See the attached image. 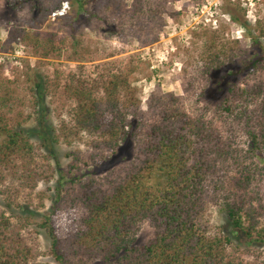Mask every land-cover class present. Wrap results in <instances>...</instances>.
Listing matches in <instances>:
<instances>
[{
    "label": "trees",
    "instance_id": "1",
    "mask_svg": "<svg viewBox=\"0 0 264 264\" xmlns=\"http://www.w3.org/2000/svg\"><path fill=\"white\" fill-rule=\"evenodd\" d=\"M75 1L78 10L88 2ZM111 2L107 0V5ZM21 3L12 0L9 5ZM229 14L245 29L250 48L240 49L238 39H233L227 42L230 53L228 47L212 51L221 38L215 32L207 40L202 57V75L208 82L203 94L221 99L222 114L248 138L245 150L223 136L211 121L192 117L177 107V97L172 93H151L146 110L141 111L130 82L133 69L106 67L93 79L68 75L65 89L74 102V124L62 122L60 134L67 143L80 139L82 132L97 135L112 150L87 180L78 183L70 199L73 206L83 210L76 231L63 238L55 233L50 218L40 223L50 239L47 253L53 264H88L82 257L92 264H264V220L260 205L251 195L257 176H264V79L248 80L256 78L264 66L260 41L264 30L255 34L247 21H240L232 11ZM90 17L98 18L95 14ZM64 19L72 22L70 17ZM19 34L23 42L39 49L37 33L20 28ZM75 44L77 40L72 41V46ZM49 46L60 54L67 45L61 40ZM236 53L240 56L235 57ZM35 84V101L40 107L34 127H25L23 121L10 124L0 115V186L23 179L33 188L40 178L49 181L52 177L32 167L36 149L33 138L55 160L54 143L58 140L44 120L45 84L41 79ZM133 141L136 157L123 167L122 174L108 185L96 180L93 174L109 171L129 158ZM256 156L263 163L260 174L244 162ZM233 168L235 175L229 173ZM62 179L60 175L57 188H61ZM215 194L222 196L220 211L225 227L209 232L201 218ZM142 220L152 224L154 233L138 246L136 233ZM21 230L22 225L12 223L0 211V264H51L37 261V244L28 242Z\"/></svg>",
    "mask_w": 264,
    "mask_h": 264
},
{
    "label": "rangeland",
    "instance_id": "2",
    "mask_svg": "<svg viewBox=\"0 0 264 264\" xmlns=\"http://www.w3.org/2000/svg\"><path fill=\"white\" fill-rule=\"evenodd\" d=\"M61 1L22 0L21 4L11 7L12 0H0V99H3L0 115L10 124L23 121L25 127H34L40 107L36 104L34 89L41 79L45 84L44 120L58 136L54 143L57 160L33 138L36 149L32 167L43 176L52 174L50 180L40 178L33 188L24 184L23 179L1 185L0 211L12 223L22 225V234L28 242L37 244V261L51 264L53 259L47 253L50 239L40 223L50 218L55 233L63 238L76 231L83 210L73 206L70 199L76 194L78 183L87 180L95 166L112 150V146L105 147L97 135L88 136L82 132L80 139L74 138L67 143L60 134L62 122L69 126L74 124V102L67 97L65 89L68 75L76 73L93 79L106 67L133 69L130 82L141 111L146 110L151 93L162 96L172 93L177 97V107L192 117L211 121L223 136L245 150L248 138L222 114L221 99H210L203 94L208 82L202 75V57L206 55L207 40L215 32L221 38L212 51L228 47L230 53L227 42L233 39H238L240 49L250 48L245 29L231 18L229 11L240 21H247L255 34L264 30V0H111V5H107V0H87L81 10L75 0H68V14L53 20L51 9ZM38 7L40 12L35 14ZM78 13L84 17L80 18ZM93 14L98 18H89ZM69 17L71 23L64 19ZM20 28L37 33L39 49L22 41ZM61 40L67 45L66 49L60 54L52 52L50 42L57 45ZM74 40H77L76 46H72ZM260 41L264 46V37ZM239 56L236 53L235 57ZM256 79H264V66L256 78H248L250 81ZM135 147L136 141H133L126 161L109 171L93 174L96 180L108 185L118 178L123 167L135 159ZM244 162L257 174L263 166L257 156ZM236 171L233 168L229 173L235 175ZM60 175L63 176L62 184L57 188ZM74 177L77 178L70 182ZM251 188L254 203L260 205L264 220V176H257ZM221 201V194L212 195L201 218L202 226L209 232L225 227ZM153 233L154 228L148 220L140 221L136 244H145ZM82 260L93 263L85 257Z\"/></svg>",
    "mask_w": 264,
    "mask_h": 264
},
{
    "label": "built area",
    "instance_id": "3",
    "mask_svg": "<svg viewBox=\"0 0 264 264\" xmlns=\"http://www.w3.org/2000/svg\"><path fill=\"white\" fill-rule=\"evenodd\" d=\"M70 10V3L68 0H62L60 5L50 12L51 19H58L66 16Z\"/></svg>",
    "mask_w": 264,
    "mask_h": 264
}]
</instances>
